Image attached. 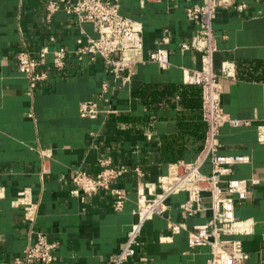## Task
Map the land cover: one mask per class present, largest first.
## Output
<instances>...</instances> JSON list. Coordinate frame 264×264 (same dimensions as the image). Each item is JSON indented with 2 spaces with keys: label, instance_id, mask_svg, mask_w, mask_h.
Wrapping results in <instances>:
<instances>
[{
  "label": "crops",
  "instance_id": "obj_1",
  "mask_svg": "<svg viewBox=\"0 0 264 264\" xmlns=\"http://www.w3.org/2000/svg\"><path fill=\"white\" fill-rule=\"evenodd\" d=\"M108 1H118L121 14L143 26V61L126 85L102 58L79 61L71 53L96 37L92 24L80 25L64 11L48 18L47 0H0V264H16L28 245L31 225L15 204L23 189L38 205L36 230L57 243L50 264H111L136 221L139 195L155 196L171 165L192 162L201 151L202 89L185 83L183 68L200 69L202 59L181 51L199 29L187 9L201 0ZM241 1L247 4L243 11L223 8L214 19V69L224 111L250 125L226 124L220 152L249 159L233 167V177L250 181L236 215L252 224L249 234L236 238L249 255L244 264H264V143L258 139L264 125V0ZM44 47L67 49L68 63L55 71L49 55L40 68L48 78L31 93L17 55ZM159 48L170 53L168 69L149 60ZM225 63L233 65V77L221 75ZM89 102L97 105L95 119L81 117L82 104ZM105 160L127 170L113 185L127 193L121 212L114 211L109 191L84 197L72 181L78 170L96 176ZM203 171L210 173L211 166ZM186 200V193L171 197L168 211L144 225L141 246L125 264L207 263L210 249L190 248L188 231L211 212L186 220L180 210ZM171 223L187 229L174 234Z\"/></svg>",
  "mask_w": 264,
  "mask_h": 264
},
{
  "label": "built area",
  "instance_id": "obj_2",
  "mask_svg": "<svg viewBox=\"0 0 264 264\" xmlns=\"http://www.w3.org/2000/svg\"><path fill=\"white\" fill-rule=\"evenodd\" d=\"M228 7L243 11L247 4L237 0H201L187 9V17L197 21L199 29L189 42L181 45V51L198 52L202 65L200 69L183 68V76L185 83L198 85L202 89L205 139L195 160L174 163L168 174L159 178L160 190L155 196L139 195L137 208L133 212L136 221L129 230L126 243L113 256L111 264H125L136 255L141 246L139 239L144 225L154 217L164 215L169 209V199L181 193L187 194V200L180 205L186 220L207 210L211 212L205 223L195 225L188 231L190 248L210 249V258L206 264H244L249 258L242 241L236 237L249 234L252 224L249 220H239L236 210L237 205L247 199L250 181L233 177V167L247 163L249 159L243 155H224L220 152L221 129L226 124L233 127L250 125L248 121L233 119L224 111L220 74L214 69V56L218 46L213 23L218 11ZM59 11L75 17L80 25L92 24L97 34L71 52L76 59L93 61L98 57L102 58L115 79L126 85L131 80L135 65L143 61V26L124 17L118 1L47 0L48 18H52ZM163 42L167 43L168 39L164 38ZM69 54L70 51L65 48L51 51L48 47L37 52L24 50L19 53L18 69L27 78L29 91L34 92L47 80L48 74L40 72V68L47 62L49 55H52V68L62 71L68 63ZM149 60L163 70L171 66L170 53L163 48L153 51ZM221 75L233 77V65L225 63ZM106 88L105 85L104 90ZM80 112L82 118L95 119L99 115L97 105L93 102L82 104ZM258 139L264 143V125L258 127ZM206 164L211 166L210 173L203 171ZM126 172V169H116L112 167L110 160H105L102 170L96 176L78 170L72 175V181L84 197H93L102 190L109 191L115 199L114 211L121 212L127 193L113 185ZM136 172L141 174L139 169ZM15 204L23 208L24 217L31 225L28 245L24 255L16 260V264L52 263L57 243L50 242L44 233L36 230L38 205L33 201L31 190L20 191ZM170 228L174 234L187 229L185 223H171Z\"/></svg>",
  "mask_w": 264,
  "mask_h": 264
}]
</instances>
